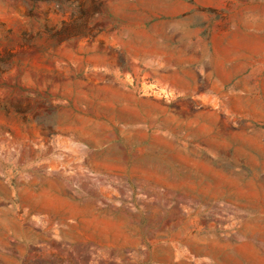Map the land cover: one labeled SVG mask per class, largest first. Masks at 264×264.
<instances>
[{"label": "rangeland", "instance_id": "rangeland-1", "mask_svg": "<svg viewBox=\"0 0 264 264\" xmlns=\"http://www.w3.org/2000/svg\"><path fill=\"white\" fill-rule=\"evenodd\" d=\"M0 264H264V0H0Z\"/></svg>", "mask_w": 264, "mask_h": 264}, {"label": "crops", "instance_id": "crops-1", "mask_svg": "<svg viewBox=\"0 0 264 264\" xmlns=\"http://www.w3.org/2000/svg\"><path fill=\"white\" fill-rule=\"evenodd\" d=\"M164 64H165L166 69L175 68V70H172L169 72V74H170L169 78L170 79H172V80L182 79L181 73L178 72V70H177V69H181V68L180 67L178 68L177 63L165 61ZM230 72L231 73H235V72L239 73L240 71L238 72L237 68H232L230 70ZM237 76H238V74L232 76V78L235 79V78H237ZM219 78H222V77H219ZM227 78H228V76H227ZM153 104H155V103H153ZM155 122H157V124L162 126V127L167 124L166 121H163V120L161 122H158V120ZM157 124L155 126H157ZM160 155L163 156L162 154H160ZM155 171H157L160 175L155 174L157 176V179L155 180L154 177H151V178L146 180L147 182H149L153 185L154 184L158 185V186H160L161 184H166V185L169 184L172 187H174L175 192L182 191V185H183L184 177L181 174L174 173L176 170L169 171L167 169H156ZM171 172H173V173H171ZM158 176L160 178H158ZM2 222H3L2 224L5 223V225L10 224L11 227L16 226L15 228L18 229V224L21 225L23 220L21 217H19L17 215H8L7 214L5 220L3 219Z\"/></svg>", "mask_w": 264, "mask_h": 264}, {"label": "bare ground", "instance_id": "bare-ground-1", "mask_svg": "<svg viewBox=\"0 0 264 264\" xmlns=\"http://www.w3.org/2000/svg\"><path fill=\"white\" fill-rule=\"evenodd\" d=\"M256 210V209H255Z\"/></svg>", "mask_w": 264, "mask_h": 264}]
</instances>
